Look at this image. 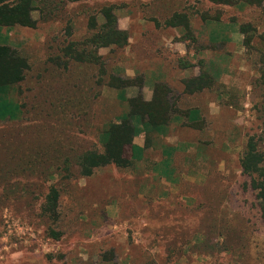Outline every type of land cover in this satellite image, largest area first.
<instances>
[{"label":"rangeland","instance_id":"obj_1","mask_svg":"<svg viewBox=\"0 0 264 264\" xmlns=\"http://www.w3.org/2000/svg\"><path fill=\"white\" fill-rule=\"evenodd\" d=\"M34 5L33 29L0 28V45L29 65L23 81L0 95V264H264V218L240 167L248 138L261 133L264 4ZM108 7L118 28L125 17L132 21L127 34L133 42L124 48L99 47L100 12ZM176 13L188 17L193 40L182 32L174 41H188L192 56L147 57L144 50L161 37L148 18L162 23ZM221 20L250 24L252 44L242 52L227 33L226 42L209 41L206 22ZM126 68L175 70L172 120L163 134L146 128L135 134L144 145L128 167L84 177L82 155L100 150L104 124L126 113L128 96L141 88L138 75L134 87L108 89L114 78L128 80ZM185 70L188 79L181 76ZM204 74L211 88L183 94L184 80ZM52 189L54 205L47 202Z\"/></svg>","mask_w":264,"mask_h":264},{"label":"trees","instance_id":"obj_2","mask_svg":"<svg viewBox=\"0 0 264 264\" xmlns=\"http://www.w3.org/2000/svg\"><path fill=\"white\" fill-rule=\"evenodd\" d=\"M37 0H0V28L12 29L14 27L30 28L35 27L32 13L35 11ZM67 3H79L93 0H63ZM216 6L232 8H261L264 0H205ZM100 15L104 21L101 26V33L96 36L100 48H124L128 45L129 36L127 32L120 31L117 24V17L114 8L108 7L101 10ZM167 27L180 29L185 36H191L189 19L183 14H174L166 21ZM95 28V27H94ZM93 28V29H94ZM239 32L243 36V47L252 44L253 37L248 35L256 33L250 24H243L239 27ZM259 79L258 85L262 90L261 97V133L248 138L245 151L240 160L242 172L250 178L252 190L256 193L259 202V210L264 218V155L259 151L261 146L264 149V51L259 53ZM29 65L14 49L0 45V95L11 90L24 79L25 72ZM187 68V67H186ZM114 84H107V87L116 91H123L134 87L132 80L114 78ZM139 84V82L137 81ZM185 95H193L204 89L212 87L211 76H199L197 78L184 80ZM141 86V83L139 84ZM139 86V87H140ZM171 91L163 84H156L153 89V98L150 102H144L141 96L127 101V111L120 119L104 124L100 131L98 143L101 146L98 151L86 152L80 160V169L84 177H90L94 170L103 169L108 166L116 168H126L135 159L136 152L141 148L133 144L135 137L134 119H138L146 129L159 130L167 127L174 112L170 103ZM57 199L55 190H51L47 202L54 205ZM58 239V236L55 237Z\"/></svg>","mask_w":264,"mask_h":264},{"label":"crops","instance_id":"obj_3","mask_svg":"<svg viewBox=\"0 0 264 264\" xmlns=\"http://www.w3.org/2000/svg\"><path fill=\"white\" fill-rule=\"evenodd\" d=\"M209 3V2H208ZM149 4V3H148ZM149 5H146V7ZM216 6V5H215ZM221 7H225V6H221ZM150 21H154L156 20V27L158 28V32L156 33L157 35L161 36L158 37V40L156 39V41H154L151 47L147 48L146 50H144V54L147 57H152V56H159L161 54L164 55H168L170 57H175L178 56V58H190L192 56L190 50L187 49L186 46V41H179V42H175L174 39H179L181 36V31L178 28L175 27H167L166 26V21L169 20L168 19H163V22H159L157 17H150L148 18ZM131 20L129 19V17H125L124 18V25L122 27H119L120 31H124V32H129V29L131 27ZM219 24L222 25V29H220ZM237 24V26H235ZM240 23H235V22H229V23H223V21L221 20L220 23L219 22H213V21H208L206 22L205 26L207 29V33H208V37L207 39L209 41L211 40H216L218 39L220 42H226L227 39L229 40V42L234 46V48L240 50V51H244L243 48V36L240 34L239 32V27H240ZM161 32H165L166 35H164V33L161 35ZM228 35L227 39L224 37V34ZM226 40H225V39ZM133 42V39L131 38V36L129 37L128 40V44H131ZM130 52H133L130 51ZM133 55V53H131ZM148 62V61H146ZM171 62V60H170ZM173 68V67H172ZM170 68L169 72L168 71H160V70H145L142 72H138L136 70H134L133 68H126L125 72H124V77L128 80H133L136 79L138 75H140L141 78V88H139L138 91V95H135L136 92H131V95L128 96V99L130 97L134 98L136 96H141L144 102H150L153 98V89L155 87L156 84H163L169 88H172L173 85V81H175L174 76L172 75L173 72L175 71L174 69ZM171 74V75H168ZM181 76H183L182 78L188 79L191 76V73H189V70H185ZM193 77H196L195 73H193L192 75ZM181 79V78H180ZM179 80V79H178ZM131 88V87H130ZM109 90H113L116 91L114 89L108 88ZM173 89V88H172ZM114 97L115 99L118 97L117 93H114ZM134 126H135V133H138L140 131H146V129L144 130L145 126L141 125V122H139L138 119H134ZM167 129V127L164 128H160L159 130H162V134L164 132V130ZM158 134H160V131L158 132ZM133 144L139 148H142L144 145V141L142 140H138L137 138H134L133 140ZM15 262L18 261H14L13 264Z\"/></svg>","mask_w":264,"mask_h":264}]
</instances>
